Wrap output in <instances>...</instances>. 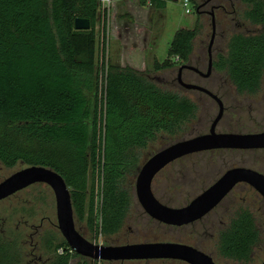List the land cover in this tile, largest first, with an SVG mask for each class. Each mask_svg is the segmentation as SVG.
Listing matches in <instances>:
<instances>
[{"label":"trees","instance_id":"1","mask_svg":"<svg viewBox=\"0 0 264 264\" xmlns=\"http://www.w3.org/2000/svg\"><path fill=\"white\" fill-rule=\"evenodd\" d=\"M149 1L159 9L167 6V0ZM245 1L250 5L245 17L263 30L234 35L228 54L214 66L227 71L238 92L251 93L264 71V0ZM76 18L88 19L90 29L76 30ZM99 18L98 0H0V162L6 167L22 161L52 168L70 188L77 218L86 220L91 231L111 235L122 227L130 206L123 185L127 173L137 168V149L159 132L181 128L194 116L196 105L130 66L108 64L102 185L97 188L102 141L96 69ZM197 33L198 25L178 30L167 59L155 61V69L172 67L173 57L187 61ZM258 239L253 215L244 209L221 233L219 251L227 258L249 260ZM11 243L0 234V264L18 262L19 251ZM51 244L49 264H72L80 257L64 239ZM59 248L65 252L58 254ZM88 263L84 259L76 264Z\"/></svg>","mask_w":264,"mask_h":264},{"label":"rangeland","instance_id":"2","mask_svg":"<svg viewBox=\"0 0 264 264\" xmlns=\"http://www.w3.org/2000/svg\"><path fill=\"white\" fill-rule=\"evenodd\" d=\"M149 1V0H147ZM190 0V13L185 11L182 0H167L164 9L154 3L141 0H113L108 22V64L131 65L125 49L139 40L147 42L138 71L163 90L176 92L189 98L196 105L194 116L174 133L159 132L143 148L137 149V168L131 169L125 178L124 189L130 195V206L120 230L111 235L91 231L86 220L75 214L76 229L89 241L102 245H125L145 242H177L191 245L210 255L217 264H261L264 261V198L250 185L238 184L213 210L201 219L183 226L164 224L150 217L137 200L135 182L141 166L160 149L179 140L207 133L218 112L215 100L198 90L187 89L177 80L182 64L208 68V46L213 34L212 62L226 56L234 35L259 34L263 27L252 24L245 12L249 4L245 0ZM213 13V15H212ZM99 22V21H98ZM98 25V23H97ZM198 33L193 50L185 62L173 57L172 67L155 69V61L167 59V50L180 29H193ZM98 26H96L97 29ZM98 47V46H97ZM130 53V52H128ZM131 54V53H130ZM129 54V55H130ZM98 56V55H97ZM123 56V58H122ZM124 62V64H122ZM210 77L195 79L184 71L183 80L200 84L218 94L224 104V115L217 132L256 133L264 131V71L255 92H238L226 70L213 67ZM99 76L103 73L96 63ZM185 76V77H184ZM191 80V81H189ZM98 94V90H97ZM27 166L18 161L13 167L0 162V182ZM246 167L264 174V149H216L183 156L163 168L154 178L152 191L163 204L181 207L188 204L201 189L215 182L227 169ZM97 184L95 178V185ZM98 188V186L96 185ZM100 205V203H96ZM249 210L258 231V242L249 260L224 257L219 251L220 236L241 210ZM0 234L11 241V247L19 251L16 264H49L47 246L64 239L58 229L56 201L52 189L45 183H35L0 201ZM10 247V248H11ZM11 248V251H12ZM88 259L75 257L72 264ZM100 264H188L181 260L147 259L124 261H100Z\"/></svg>","mask_w":264,"mask_h":264},{"label":"water","instance_id":"3","mask_svg":"<svg viewBox=\"0 0 264 264\" xmlns=\"http://www.w3.org/2000/svg\"><path fill=\"white\" fill-rule=\"evenodd\" d=\"M212 24L213 34L208 46L209 68L204 74L205 77L210 75L213 64L211 48L214 18ZM74 27L76 30H88L90 22L86 18H76ZM186 68L192 67L182 64L178 69L179 83L187 89L198 90L211 96L218 105V112L207 133L176 141L150 156L141 166L135 182L136 197L143 210L153 219L173 226H183L201 219L240 183L250 185L264 198V174L241 166L227 169L215 182L181 207L163 204L153 194L152 183L155 176L168 164L183 156L216 149H264V131L256 133L216 131L224 115V104L207 88L184 82L181 72ZM35 183H45L52 189L56 201L58 229L68 246L82 257L95 261L172 259L188 264H217L210 255L183 243L145 242L114 246L89 241L76 229L70 188L58 172L46 166H25L1 181L0 201ZM261 264H264V261Z\"/></svg>","mask_w":264,"mask_h":264},{"label":"built area","instance_id":"4","mask_svg":"<svg viewBox=\"0 0 264 264\" xmlns=\"http://www.w3.org/2000/svg\"><path fill=\"white\" fill-rule=\"evenodd\" d=\"M150 2V1H148ZM113 4V0H98V11L100 16V21L98 23L97 31V55H98V61L100 63V66L103 70V73L99 76L98 79V110H99V120H98V133L99 135H102V141H101V149L100 153L98 154V160L100 159V164L97 167V173H96V182L97 186L102 185V180L99 181V177L102 178V174L100 172V169L102 171V165H103V159H104V133H105V117H106V77H107V69H108V51H109V32L107 30L108 28V22L111 7ZM183 7L185 8V11L187 13H190V0H182ZM70 248V247H69ZM71 251H73L70 248ZM58 254H63L65 252L64 248H59L57 250ZM74 252V251H73ZM100 264V261H98Z\"/></svg>","mask_w":264,"mask_h":264},{"label":"crops","instance_id":"5","mask_svg":"<svg viewBox=\"0 0 264 264\" xmlns=\"http://www.w3.org/2000/svg\"><path fill=\"white\" fill-rule=\"evenodd\" d=\"M147 3L149 2L147 1ZM130 45L131 47L128 46V48L125 49L126 52L123 54V56L125 55L124 59L127 58L128 56L129 60L131 61L130 67L136 70L138 68L137 66L140 64V61H141L140 56H142V54H145L148 46H147V42L145 43L144 38H143V41L139 40L138 44L133 43ZM128 52H130L131 54ZM122 64H124V62H122ZM122 66H127V65H122Z\"/></svg>","mask_w":264,"mask_h":264},{"label":"flooded vegetation","instance_id":"6","mask_svg":"<svg viewBox=\"0 0 264 264\" xmlns=\"http://www.w3.org/2000/svg\"><path fill=\"white\" fill-rule=\"evenodd\" d=\"M213 0H209L208 2L209 3H211ZM189 66H191L192 68H186V69H183V71L181 72V78H182V80H183V73H184V71H187V72H189L190 74H189V76H190V78L191 77H194L195 79H197V78H199V77H204L205 78V76H204V74L207 72H204L201 68H200V66H197V65H193V64H188ZM213 67H215L214 66V62H213V64H212V68L211 69H214ZM208 68H209V59H208ZM208 68H207V70H208ZM185 77V76H184ZM208 77H210V75L209 76H207L206 78H208ZM177 80H178V74H177ZM184 81V80H183ZM189 81H191V80H189ZM179 82V81H178ZM184 82H186V81H184ZM187 83H192V84H197V83H195V80H194V82L193 81H191V82H187ZM197 85H199V86H202V85H200V84H197ZM202 87H204V86H202ZM204 88H206V87H204ZM208 89V88H207ZM208 90H210V89H208ZM211 91V90H210ZM211 92H213V91H211ZM203 93V92H202ZM214 93V92H213ZM215 95H217L219 98H220V96L218 95V94H216V93H214ZM207 95V94H206ZM209 96V95H208ZM210 98H212L211 96H209ZM213 99V98H212ZM221 99V98H220ZM214 100V99H213ZM222 100V99H221ZM223 102V101H222Z\"/></svg>","mask_w":264,"mask_h":264}]
</instances>
